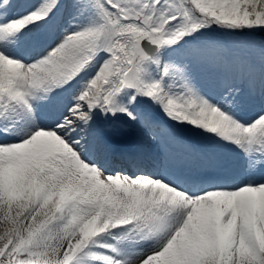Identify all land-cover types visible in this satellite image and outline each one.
<instances>
[{
    "label": "snow or ice",
    "instance_id": "obj_1",
    "mask_svg": "<svg viewBox=\"0 0 264 264\" xmlns=\"http://www.w3.org/2000/svg\"><path fill=\"white\" fill-rule=\"evenodd\" d=\"M0 264H264V0H0Z\"/></svg>",
    "mask_w": 264,
    "mask_h": 264
}]
</instances>
